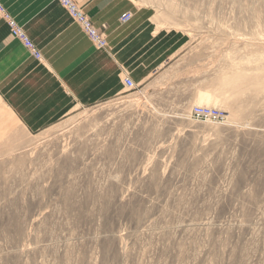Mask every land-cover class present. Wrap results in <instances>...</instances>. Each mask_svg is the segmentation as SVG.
<instances>
[{"label":"rangeland","instance_id":"1","mask_svg":"<svg viewBox=\"0 0 264 264\" xmlns=\"http://www.w3.org/2000/svg\"><path fill=\"white\" fill-rule=\"evenodd\" d=\"M125 1L183 33L153 77L0 92V264H264V0Z\"/></svg>","mask_w":264,"mask_h":264},{"label":"crops","instance_id":"2","mask_svg":"<svg viewBox=\"0 0 264 264\" xmlns=\"http://www.w3.org/2000/svg\"><path fill=\"white\" fill-rule=\"evenodd\" d=\"M76 2L103 32L104 47L89 39L58 0H0V92L15 91L13 85L22 80L29 84V91L39 92L48 103L64 101L59 108L62 114L75 100L116 97L126 76L146 82L184 43L176 37L183 34L179 30L148 27L138 20L131 22L133 19L121 22L122 13L131 10L125 0ZM6 11L38 47L40 59L12 34Z\"/></svg>","mask_w":264,"mask_h":264},{"label":"built area","instance_id":"3","mask_svg":"<svg viewBox=\"0 0 264 264\" xmlns=\"http://www.w3.org/2000/svg\"><path fill=\"white\" fill-rule=\"evenodd\" d=\"M60 3L65 7V9L72 15L75 19H78L81 24L83 25V30L87 34V36L91 39V41L98 46H105L106 45V37L104 34L99 30V28L95 25L91 17L84 11L79 8V5L75 0H59ZM3 11V9L1 8ZM6 19L10 26V30L12 34L17 37L18 39L22 40L25 46L29 49V51L36 57L40 58L41 53L38 48L35 46L34 42L27 36L25 30L19 27L16 22L13 20L11 15L6 11L5 12ZM132 17V12L127 11L122 14L121 21L123 23L128 22ZM126 86L128 88H132L135 86V82L131 77H126L124 80ZM196 117H205V118H214L219 119L220 113L208 107H195Z\"/></svg>","mask_w":264,"mask_h":264},{"label":"bare ground","instance_id":"4","mask_svg":"<svg viewBox=\"0 0 264 264\" xmlns=\"http://www.w3.org/2000/svg\"><path fill=\"white\" fill-rule=\"evenodd\" d=\"M59 1V0H58ZM60 2V1H59ZM61 4V3H60ZM62 5V4H61ZM127 12V11H126ZM125 13V12H124ZM70 14V13H69ZM123 14V13H122ZM72 16V15H71ZM122 16V15H121ZM73 17V16H72ZM132 17H133V15H132ZM132 17H131V19H132ZM5 18H6V16H5ZM13 18V17H12ZM74 18V17H73ZM130 19V20H131ZM7 20V19H6ZM13 20L16 22V24L19 26V27H21L20 25H19V23L13 18ZM78 22H79V24L81 25V26H83L82 24H81V22L78 20V19H76ZM120 20H121V17H120ZM129 20V21H130ZM128 21V22H129ZM8 22V21H7ZM122 22V21H121ZM125 23H127V22H125ZM22 28V27H21ZM83 28V27H82ZM23 29V28H22ZM24 30V29H23ZM28 36V35H27ZM29 37V36H28ZM17 38V37H16ZM30 38V37H29ZM90 39V38H89ZM91 40V39H90ZM21 42L23 43V41L21 40ZM35 44V43H34ZM23 45L25 46V44L23 43ZM97 45V44H96ZM36 46V45H35ZM26 47V46H25ZM37 47V46H36ZM100 47H104V46H100ZM27 48V47H26ZM38 48V47H37ZM27 50L29 51V49L27 48ZM39 50V49H38ZM40 51V50H39ZM30 52V51H29ZM31 53V52H30ZM41 53V52H40ZM32 54V53H31ZM33 55V54H32ZM41 58V57H40ZM40 58H37V59H40ZM126 77H129V76H126ZM125 77V78H126ZM125 78H124V80H125ZM124 84H125V82H124ZM126 85V84H125ZM200 107V106H199ZM201 107H206V106H201ZM209 108V107H208ZM193 113H195V109H194V111H193ZM195 116V115H194Z\"/></svg>","mask_w":264,"mask_h":264}]
</instances>
